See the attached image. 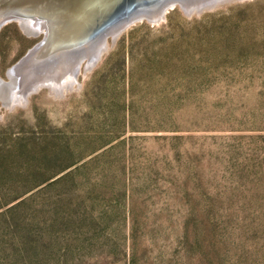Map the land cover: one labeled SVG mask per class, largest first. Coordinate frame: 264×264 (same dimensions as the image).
I'll use <instances>...</instances> for the list:
<instances>
[{
	"label": "rangeland",
	"instance_id": "1",
	"mask_svg": "<svg viewBox=\"0 0 264 264\" xmlns=\"http://www.w3.org/2000/svg\"><path fill=\"white\" fill-rule=\"evenodd\" d=\"M22 24L0 28V264H264V0L133 20L57 61L80 63L61 90L9 74L45 37Z\"/></svg>",
	"mask_w": 264,
	"mask_h": 264
},
{
	"label": "water",
	"instance_id": "2",
	"mask_svg": "<svg viewBox=\"0 0 264 264\" xmlns=\"http://www.w3.org/2000/svg\"><path fill=\"white\" fill-rule=\"evenodd\" d=\"M180 0H0V28L7 22L21 20L31 16L42 19L53 14L63 19V30L54 36L49 32L45 54L39 57H49L58 51H70L71 56L92 47L96 42L104 40L107 34L113 36L126 24L137 19H148L159 22L166 10ZM164 9L162 16L155 19L152 15ZM23 16V17H21ZM62 24V22H60ZM70 24V25H69ZM50 40V41H49ZM38 44V45H40ZM43 46V47H44ZM62 49V50H61ZM101 51L96 55L92 66L98 61Z\"/></svg>",
	"mask_w": 264,
	"mask_h": 264
},
{
	"label": "bare ground",
	"instance_id": "3",
	"mask_svg": "<svg viewBox=\"0 0 264 264\" xmlns=\"http://www.w3.org/2000/svg\"><path fill=\"white\" fill-rule=\"evenodd\" d=\"M211 1H213V0H201L199 2H198V0H180L179 2H181V6L182 7L188 9L192 5H197L198 7H200V6H203V5H206V4L210 3ZM163 11H165V10L164 9H161L159 12H156L152 16L155 19H159L162 16ZM47 14H48V16L45 15L46 17H43L44 20L38 19V18H34V17H31V16H28V18L27 17H24L23 19H21L19 21L23 23L22 24L23 27L28 32H30V33L37 34L39 32H43L45 34V37L46 38L45 37L44 38L46 40V39L49 38V32H51V33L53 32V35L52 36H54L56 33L59 32L60 29L61 30L64 29V25H68L67 23L63 24L64 23L63 19L61 20L60 16L53 14L52 9L49 10ZM21 17H23V16H21ZM60 22H62V24ZM45 40H44V42L42 44L37 45L35 48H33L18 64H16L11 69V71L9 72V74L10 75L11 74H15V75L21 74V78H23L22 75H25V74H28L29 73L28 74L29 76H31L32 78H35L34 81L32 80L33 85H36L35 87H39L42 83L48 84V86L55 87V88H58V89H60V87L62 86V84H65V85H68L69 86L72 82H74V79H73L74 78V73L76 74V72L78 71V68H79L80 63H77V65L74 66V67H73L72 64L68 63V64H66V65H64L62 67L60 66V69H58L59 66H56L57 65V61H58V64H59L60 61L62 62V59H63L62 57L63 56H68L69 55L70 57H72L71 54H70L72 52V50L65 51V50H62L61 49L62 51L55 52L54 54H49L50 55L49 57H45V58H42L41 59V57H39V55L45 54V51H46V49L48 47V45L47 46H44V44L46 43ZM102 41L103 40H101L100 42L102 43ZM101 49H102V45L100 46V44H99L96 47V49L94 50L92 56L90 57L91 64H89L88 67H90L92 65L93 61L96 58V55L100 52ZM75 56H77V55H75ZM78 57L79 56H77L76 59H78ZM74 58L75 57H73L71 59H74ZM46 60H49V61L46 62ZM53 62L54 63L56 62V63L53 64ZM49 63H52V65L50 66ZM45 67L47 69L46 72H48V71L51 72L52 70H54L55 71L54 75L57 72L58 73V76L56 74L55 77H52L53 74H51L52 75L51 78L48 77L49 75L46 76V77H42L40 70H44L43 68H45ZM72 67H73V69L71 70ZM24 70H26V71H24ZM69 70H70V72H69ZM50 72H48V74ZM65 72H69V75H65V76L63 75L64 76L63 77V80H61L60 82H58L60 80L59 77L61 76V74L65 73ZM52 73H53V71H52ZM29 79H30V77H29ZM48 81H50V82H48ZM58 86H60V87H58ZM11 95L13 96V95H15V93L14 94L11 93Z\"/></svg>",
	"mask_w": 264,
	"mask_h": 264
}]
</instances>
